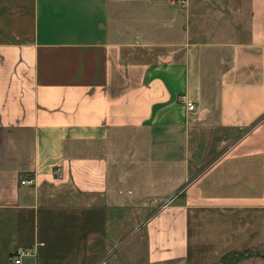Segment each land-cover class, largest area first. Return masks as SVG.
Here are the masks:
<instances>
[{
  "label": "crops",
  "instance_id": "1",
  "mask_svg": "<svg viewBox=\"0 0 264 264\" xmlns=\"http://www.w3.org/2000/svg\"><path fill=\"white\" fill-rule=\"evenodd\" d=\"M262 246L264 0H0V264Z\"/></svg>",
  "mask_w": 264,
  "mask_h": 264
},
{
  "label": "rangeland",
  "instance_id": "2",
  "mask_svg": "<svg viewBox=\"0 0 264 264\" xmlns=\"http://www.w3.org/2000/svg\"><path fill=\"white\" fill-rule=\"evenodd\" d=\"M140 242H138V246L141 248ZM241 250L242 249H235L234 251L236 252H232L220 261L213 259L211 255L209 256V259H211V261L198 264H264V246L247 248V250L245 251Z\"/></svg>",
  "mask_w": 264,
  "mask_h": 264
},
{
  "label": "built area",
  "instance_id": "3",
  "mask_svg": "<svg viewBox=\"0 0 264 264\" xmlns=\"http://www.w3.org/2000/svg\"><path fill=\"white\" fill-rule=\"evenodd\" d=\"M181 3L184 2V0H179ZM181 99L183 100V96H181ZM186 109L191 111L193 110V105L190 101L184 100ZM33 183V180L31 177L21 176L19 178V184L21 185H31ZM28 254V250L23 249H15L12 251L8 258L6 264H22V258Z\"/></svg>",
  "mask_w": 264,
  "mask_h": 264
}]
</instances>
